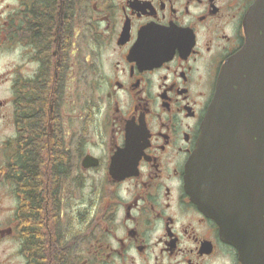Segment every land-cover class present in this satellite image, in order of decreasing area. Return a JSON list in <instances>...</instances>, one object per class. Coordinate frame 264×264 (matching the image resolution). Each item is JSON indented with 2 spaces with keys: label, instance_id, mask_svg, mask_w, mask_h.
Here are the masks:
<instances>
[{
  "label": "flooded vegetation",
  "instance_id": "obj_1",
  "mask_svg": "<svg viewBox=\"0 0 264 264\" xmlns=\"http://www.w3.org/2000/svg\"><path fill=\"white\" fill-rule=\"evenodd\" d=\"M254 5L262 107L264 0H0V264H264V214L241 254L187 189Z\"/></svg>",
  "mask_w": 264,
  "mask_h": 264
},
{
  "label": "water",
  "instance_id": "obj_2",
  "mask_svg": "<svg viewBox=\"0 0 264 264\" xmlns=\"http://www.w3.org/2000/svg\"><path fill=\"white\" fill-rule=\"evenodd\" d=\"M245 31L247 44L243 53L232 58L222 70L214 102L203 126L202 148L197 163L198 170L195 168L190 173L193 174L190 177L191 190L202 200L203 204L207 205L210 212L219 219L221 226L225 229V234L231 233L227 236L228 240L237 246L241 252H243L244 247L240 240L239 231L242 228V222L245 221L242 216L244 214H264V139L262 171L255 174V171L252 170L253 176L244 186H235L229 183L228 176L233 174L226 170L225 165L230 154L223 152V146L229 145L231 142L240 143L241 140L238 135L243 133H257L264 138V123H262L264 117L261 119L260 113L259 115L257 113L260 107L256 98L255 78L250 77L247 79L246 95L243 96L244 87H239V76L242 72L241 67L239 68L240 60H246L250 63L255 58V7L251 9L246 18ZM248 67H250V64ZM236 85L238 86L234 89ZM261 113L264 116V112ZM216 144H222L220 145L222 150L215 153V155L208 154L211 146H216ZM238 149L239 147L236 150ZM208 155L214 158L213 164H218L221 167L219 171L217 168L214 169V176L208 168L210 163L204 164ZM234 156L238 161L242 157L238 152ZM217 158L219 162L215 161Z\"/></svg>",
  "mask_w": 264,
  "mask_h": 264
}]
</instances>
